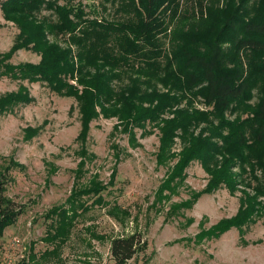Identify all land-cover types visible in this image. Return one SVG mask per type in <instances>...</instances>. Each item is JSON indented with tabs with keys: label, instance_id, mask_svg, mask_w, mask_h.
<instances>
[{
	"label": "trees",
	"instance_id": "trees-1",
	"mask_svg": "<svg viewBox=\"0 0 264 264\" xmlns=\"http://www.w3.org/2000/svg\"><path fill=\"white\" fill-rule=\"evenodd\" d=\"M55 2L0 0L3 16L20 31L11 51L31 46L40 55L36 65H10V54L0 56V76L40 82L75 99L82 157L76 182L85 176L87 160L95 158L83 146L92 120L115 117L114 130L127 133L132 145L134 129L150 123L160 132L159 165L173 157L174 138L182 145L157 198L171 191L173 182L182 183L184 169L194 161L207 173V185L177 208L189 209L200 195L221 187H242L236 215L201 230L196 243L231 229L243 234L244 226L264 216V0H99L97 14ZM44 10L51 15L40 16ZM29 102L25 89L5 94L0 115ZM167 113L172 117L164 119ZM13 168L23 170L10 159L0 173V237L25 212L5 195ZM115 176L113 170L107 184L95 178L82 187L76 184L62 205L51 207L41 240L52 248L37 258L32 244L22 264L58 261L78 217L92 206H108L102 193L114 185ZM119 212L116 205L109 209L112 216ZM146 247L140 233L115 237L110 258L126 264Z\"/></svg>",
	"mask_w": 264,
	"mask_h": 264
},
{
	"label": "rangeland",
	"instance_id": "rangeland-1",
	"mask_svg": "<svg viewBox=\"0 0 264 264\" xmlns=\"http://www.w3.org/2000/svg\"><path fill=\"white\" fill-rule=\"evenodd\" d=\"M49 1L81 5L96 14L99 10V0ZM47 15L51 13L45 10L40 14ZM19 33L17 25L7 20L0 9V56L10 54L6 60L10 65L38 64L40 55L31 46L11 51ZM47 39L54 40L48 35ZM21 89L26 90L30 102L0 115V173L10 159L23 167L10 170L11 181L5 186V195L23 205L25 212L0 237V264L27 261L32 244L37 258L52 248L41 240L49 224L44 219L46 212L62 205L76 184L88 185L93 178L107 184L113 170L114 185L102 193L108 206H92L78 217L70 239L61 247L59 260L52 258L43 264H115L109 252L111 239L133 233H140L147 247L126 264H264V216L244 226L243 234L231 229L216 239L199 243L194 240L201 230L236 215L242 198L241 186L233 190L221 187L200 195L189 209L177 208L207 185V173L194 161L184 169V181L173 182L172 190L157 198L158 187L178 161L182 148L179 138H174L171 145L173 157L159 165L156 160L159 128L150 123L135 128L136 141L132 145L127 133L120 128L114 130L118 126L115 117L99 115L89 124L83 145L95 158L87 160L86 174L77 183L74 171L82 159L81 142L77 139L81 129L77 102L72 97L55 94L40 82L0 76V97ZM195 106L204 109L196 103ZM170 117L169 113L163 116ZM114 205L121 212L112 216L109 209ZM89 231L100 238H93Z\"/></svg>",
	"mask_w": 264,
	"mask_h": 264
}]
</instances>
